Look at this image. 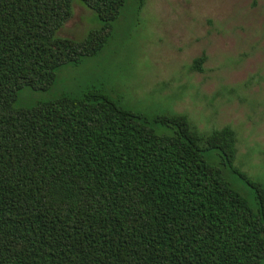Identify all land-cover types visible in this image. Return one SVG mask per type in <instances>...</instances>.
I'll return each instance as SVG.
<instances>
[{
    "label": "trees",
    "instance_id": "16d2710c",
    "mask_svg": "<svg viewBox=\"0 0 264 264\" xmlns=\"http://www.w3.org/2000/svg\"><path fill=\"white\" fill-rule=\"evenodd\" d=\"M73 1L0 0V264H260L264 184L234 164L229 126L164 113L160 133L95 86L17 104L98 54L127 2L79 0L99 25L74 39L58 34Z\"/></svg>",
    "mask_w": 264,
    "mask_h": 264
},
{
    "label": "rangeland",
    "instance_id": "374dc122",
    "mask_svg": "<svg viewBox=\"0 0 264 264\" xmlns=\"http://www.w3.org/2000/svg\"><path fill=\"white\" fill-rule=\"evenodd\" d=\"M98 25L95 13L74 0L58 34L81 39ZM202 54L196 70L193 60ZM90 86L152 123L160 114L184 113L204 133L229 126L234 164L264 184V0H144L140 6L127 0L98 54L58 68L49 90L23 87L17 104ZM153 124L160 133L170 130ZM219 153L213 149L208 158ZM229 178L255 205L253 189Z\"/></svg>",
    "mask_w": 264,
    "mask_h": 264
}]
</instances>
